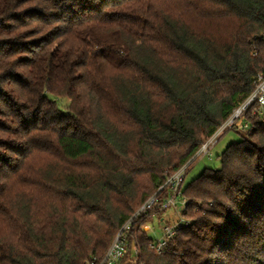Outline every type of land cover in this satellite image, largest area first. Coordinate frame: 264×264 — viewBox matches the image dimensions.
<instances>
[{
    "label": "trees",
    "instance_id": "obj_1",
    "mask_svg": "<svg viewBox=\"0 0 264 264\" xmlns=\"http://www.w3.org/2000/svg\"><path fill=\"white\" fill-rule=\"evenodd\" d=\"M162 1L0 0V212L20 242L0 244V264L102 260L264 75V0ZM193 17L224 28L197 33ZM245 121L220 167L183 184L188 224L163 253L148 248L147 215L117 264H264V123ZM46 148L73 171L23 175Z\"/></svg>",
    "mask_w": 264,
    "mask_h": 264
},
{
    "label": "rangeland",
    "instance_id": "obj_2",
    "mask_svg": "<svg viewBox=\"0 0 264 264\" xmlns=\"http://www.w3.org/2000/svg\"><path fill=\"white\" fill-rule=\"evenodd\" d=\"M160 4L162 7H165V2L160 0ZM173 15L181 16L179 15L180 12V6L175 7L173 11ZM189 23L191 24V27L194 31L197 33H215L219 34L223 28L224 24H221L222 22H216V21H203L199 20L197 18H190ZM73 38V37H72ZM6 84L8 86L11 85V82L9 80H5ZM69 103V98H64L62 100V105L65 106ZM239 132L235 131H229L227 133H224L223 136L217 138L216 145L211 148L209 151V156L201 159H195L194 163L187 168V171L185 173L184 178V185L191 182L193 179L198 177L204 169H218L220 167V161L219 157L221 156V153L225 150V148L235 143L239 140ZM43 138V135L41 134L40 139ZM44 152L41 153H34L30 159H22L20 162L23 175L28 172L32 177L37 176H43V172H46L47 169H51L53 173H61L62 171H73L68 168H72L68 166L65 162H63L60 159H57L59 157L52 149L46 148L44 149ZM21 158L19 159V161ZM83 170H80L82 172ZM87 172V171H86ZM85 172V173H86ZM18 182L12 181L10 182L11 188L13 192H10L12 194V197L7 198L6 204L9 208L16 210V202L21 197V189L19 186H16ZM15 184V185H14ZM9 186V185H8ZM6 196V195H5ZM45 204V206H42ZM11 206V207H10ZM39 209L35 207L34 205L30 206V212L33 211V215L31 218V221L34 223L37 222V224H42L44 218L46 217V203L45 201L40 198L39 200ZM177 207L180 208V205L177 203ZM4 215V214H3ZM0 212V244H3L10 249H13V246H19L20 242L18 241V235L17 232H11V228H9V223L5 219V217ZM187 221L185 217L182 216L181 213L174 211L173 209H168L162 213H160L159 216L155 215L152 216L149 221H147L145 224L142 225L141 230L146 234V237L150 239L151 241H159L161 240L163 236V229L173 226H181V221ZM9 228V229H8ZM4 247V246H2ZM10 252V251H9ZM9 252L6 253V255H9ZM103 259V258H102ZM102 260H100L101 262ZM89 261L85 260L82 262V264H87ZM99 262V263H100ZM98 263V264H99ZM133 262L125 261L123 264H132Z\"/></svg>",
    "mask_w": 264,
    "mask_h": 264
},
{
    "label": "built area",
    "instance_id": "obj_3",
    "mask_svg": "<svg viewBox=\"0 0 264 264\" xmlns=\"http://www.w3.org/2000/svg\"><path fill=\"white\" fill-rule=\"evenodd\" d=\"M255 117L261 123H264V75L257 76L254 87L249 95L231 112V114L223 121V123L215 130V132L201 145L194 155L193 159H201L209 156V151L217 143V138L223 136L229 131H244L248 127L245 117ZM189 162L181 166L174 173L168 176L164 183L148 197L137 209V211L129 217L120 227L111 244L109 245L102 261L95 263L94 261L87 264H117L124 255L126 240L132 224L141 217L147 215L155 216L168 209H173L184 214L186 200L182 197V186L184 184L185 173ZM177 203L180 208L177 207ZM188 221H181V226H186ZM181 226H166L163 229V236L159 241H151L148 248L155 254L163 253L169 242L175 236V232Z\"/></svg>",
    "mask_w": 264,
    "mask_h": 264
}]
</instances>
